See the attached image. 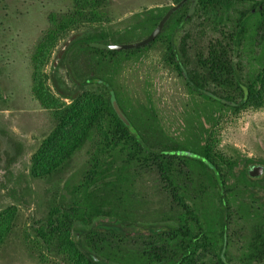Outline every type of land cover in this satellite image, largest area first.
Here are the masks:
<instances>
[{
  "label": "trees",
  "instance_id": "trees-1",
  "mask_svg": "<svg viewBox=\"0 0 264 264\" xmlns=\"http://www.w3.org/2000/svg\"><path fill=\"white\" fill-rule=\"evenodd\" d=\"M104 1L78 0L77 7L84 10ZM190 5L178 10L159 37L143 48L91 47L95 42L116 44L132 30L114 34L96 29L75 42L73 53L85 51L90 57L88 74L77 86L97 84L114 91L128 122L117 115L111 98L100 103L79 100L53 134L56 138L45 142L33 161L34 177L67 175L75 155L87 145L92 155L77 181L73 175L63 181L58 206L38 227L22 229L31 252L55 250L68 264L67 256H74L76 264H205L204 254L217 251L214 264H236L225 254L229 258V247L240 246L238 264L264 263V177L250 176L252 168L264 163L244 156L216 160L205 131L225 110L264 107V0H198L187 19ZM197 13L217 37L199 43L187 32L177 42V33ZM160 20L151 10L139 28L149 35ZM157 43L164 47V63L195 99L185 105L180 136L167 130L150 99L133 105L121 97L116 84L117 56L127 55L129 61ZM79 90L73 96H79ZM70 125L78 129L65 132ZM151 172L170 192L171 207L149 218L141 214L146 200L137 189L142 175ZM16 217L13 209L0 213V250L16 231ZM99 218L135 231L117 233L102 228L103 223L94 227ZM140 220L161 223L149 226L145 236L138 230ZM156 228L160 231L154 233Z\"/></svg>",
  "mask_w": 264,
  "mask_h": 264
},
{
  "label": "rangeland",
  "instance_id": "rangeland-1",
  "mask_svg": "<svg viewBox=\"0 0 264 264\" xmlns=\"http://www.w3.org/2000/svg\"><path fill=\"white\" fill-rule=\"evenodd\" d=\"M77 1L0 0V134L7 142L6 150L14 155L9 164H0V213L13 209L17 215L12 221L16 231L8 246L0 250V264H68L55 250L31 252L23 243L22 229L38 227L50 209L58 206L63 181L71 175L77 181L91 159L92 149L85 146L75 155L68 174L56 177L31 175L37 153L49 138H56L53 134L58 133L59 125L73 113L77 101L100 103L111 98L102 85L77 86V79L83 80L88 74L90 57L85 51L73 53V44L96 29L114 34L132 30L116 44L138 42L148 36L139 26L151 10H156L162 18L179 2L105 0L82 10L77 7ZM187 32L199 43L216 36L199 13L177 33L176 41ZM126 56H117L116 84L121 97L133 105L150 99L167 130L180 136L185 130L182 117L185 105L191 106L195 99L188 94L183 79L164 63L163 45L157 43L129 61L125 60ZM69 69L74 73L70 74ZM76 89H80L79 96H73ZM218 115L205 128L215 159L244 156L264 163V107H244L237 112L225 110L219 120ZM77 129L70 125L64 130ZM60 138L61 134L57 141ZM12 143L18 144L19 151ZM161 181L154 172L144 173L140 178L137 193L146 200L140 209L142 216L149 214L151 218L170 209V192L163 189ZM145 221L137 224L145 236L149 235V226L161 223ZM104 222L113 220L99 218L93 226ZM239 248L229 247L230 256L226 253V260L238 264ZM206 256L205 264L218 261L217 251ZM65 258L69 264H76L74 256Z\"/></svg>",
  "mask_w": 264,
  "mask_h": 264
},
{
  "label": "water",
  "instance_id": "water-1",
  "mask_svg": "<svg viewBox=\"0 0 264 264\" xmlns=\"http://www.w3.org/2000/svg\"><path fill=\"white\" fill-rule=\"evenodd\" d=\"M191 2L190 5V11L188 13L187 19L191 18L196 10L198 0H182L180 3L176 4L175 6L171 7L166 14L163 16L162 20L158 24V26L143 40H140L135 43L131 44H93L94 47H97L99 49L107 50V51H122V50H132L137 48L145 47L149 44H151L153 41H155L159 35L162 33V31L165 28V25L170 20V18L178 11L180 10L186 3ZM111 104L116 111L117 115L122 119L123 122L127 123V118L123 111L121 110L118 101L116 99L114 91H111ZM211 96V94L206 93ZM225 103L231 104L230 102H227L225 100H222ZM264 175V168L261 166H256L251 172L250 176L252 178H259ZM102 228L107 230H114L117 233H126V232H134L135 227L127 226L121 222H104L101 225ZM159 230H155V232H158Z\"/></svg>",
  "mask_w": 264,
  "mask_h": 264
},
{
  "label": "flooded vegetation",
  "instance_id": "flooded-vegetation-1",
  "mask_svg": "<svg viewBox=\"0 0 264 264\" xmlns=\"http://www.w3.org/2000/svg\"><path fill=\"white\" fill-rule=\"evenodd\" d=\"M163 18V17H162ZM162 18H161V20H162ZM160 20V21H161ZM160 23V22H159ZM186 24H188V23H186ZM75 44V43H74ZM74 44H73V46H74ZM93 44H105V43H101V42H95V43H92L91 44V47H93V48H96V49H99V48H97V47H94L93 46ZM110 44H113V43H110ZM73 46H72V49H73ZM143 48V47H142ZM138 49V48H137ZM100 50H103V49H100ZM58 59V58H57ZM71 74V73H70ZM78 80V82H77V85H78V83H81V80H79V79H77ZM76 81V80H75ZM13 145H14V149L16 150V151H19V146H18V144L17 143H12ZM6 145H7V142H6V140H5V137H3V135H1L0 134V164L1 163H7V164H9L12 160H13V158H14V155L11 153V151L10 150H6ZM256 166H261V165H256ZM255 166V167H256ZM254 167V168H255ZM261 167H263L264 168V166H261ZM254 168H252L251 170H250V172L254 169ZM264 177V175L262 176V177H259V178H263ZM259 178H256V179H259ZM138 229V228H137ZM141 233L143 232L142 231V229H138ZM155 230H157V229H155ZM155 230H153L154 231V233H155ZM159 231H160V229H158ZM135 231V230H134ZM143 235H144V232H143ZM226 249H228L227 247H226ZM207 253H209V252H206L205 254H204V256H203V259L205 260V258L207 257L206 256V254Z\"/></svg>",
  "mask_w": 264,
  "mask_h": 264
}]
</instances>
